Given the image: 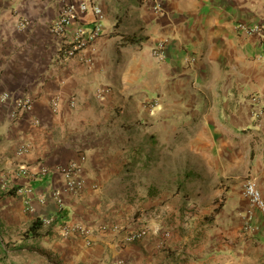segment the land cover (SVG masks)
<instances>
[{
	"label": "crops",
	"instance_id": "1",
	"mask_svg": "<svg viewBox=\"0 0 264 264\" xmlns=\"http://www.w3.org/2000/svg\"><path fill=\"white\" fill-rule=\"evenodd\" d=\"M155 1L0 0V95H12L0 101V264H264V218L243 194L254 179L264 197V0H158L159 11ZM81 2L87 11L63 40L92 28V4L101 33L62 56L52 27L65 4ZM26 98L31 107L12 114ZM194 127L209 129V172L224 184L213 217L135 215L122 192L130 175L156 142ZM71 163L83 188L54 197ZM247 221L259 229L243 232ZM66 224L91 232L65 236ZM143 226L146 235L125 240Z\"/></svg>",
	"mask_w": 264,
	"mask_h": 264
},
{
	"label": "rangeland",
	"instance_id": "2",
	"mask_svg": "<svg viewBox=\"0 0 264 264\" xmlns=\"http://www.w3.org/2000/svg\"><path fill=\"white\" fill-rule=\"evenodd\" d=\"M192 130L194 134L175 143L156 142L147 152L149 156L145 155L147 162L143 170L137 166V171L130 175L122 192L127 202L134 205L135 215L149 211L167 215L168 220H173V210L182 216L190 211L201 212L205 219L213 215L216 200H223L216 193L222 188L220 184H224L219 175V184L215 182L213 173L209 172V140H203L209 129Z\"/></svg>",
	"mask_w": 264,
	"mask_h": 264
},
{
	"label": "built area",
	"instance_id": "3",
	"mask_svg": "<svg viewBox=\"0 0 264 264\" xmlns=\"http://www.w3.org/2000/svg\"><path fill=\"white\" fill-rule=\"evenodd\" d=\"M147 1V0H145ZM88 8V2H81L79 4L75 3H68L65 4L59 13V17L54 23V26L52 27V32L56 34L59 39L61 38L60 44H59V53H62V56L66 57H72L77 52L83 50L90 42H92L95 38H97L102 30V20L104 19V13L102 12V9L97 4H92V12L94 15V24L92 28L88 31H85L82 29V27H79L76 29V31L73 34V37L70 40H66L63 38L66 36V29L73 23L74 19L76 18L77 11L80 12H86ZM154 8L156 11L161 10V5L158 0L155 1ZM29 24V21L26 19H23L19 21V26L21 28L26 27ZM239 28L244 31V33L248 35L261 33L262 29L260 26L256 25L253 27H247L244 24H240ZM154 55H161L158 48L153 49ZM105 88H99L97 90L98 96H104ZM11 94L8 92H3L0 95V101L3 102L5 100H8L11 98ZM52 107L56 111L58 109L60 100L53 99L52 100ZM75 104L74 97L70 100V105L73 106ZM17 107L18 111H13L12 114H16L17 112L29 109L31 107L30 100L29 99H18L17 100ZM29 148V144H22L19 148V153L23 154L27 149ZM84 159V157H83ZM82 159V160H83ZM81 169L82 166L80 163H71L67 167H64L61 171L66 177V181L64 182V185L59 188L55 189L53 191V196L57 197L62 192L68 193V194H76L81 191V189L84 186V180L81 176ZM243 194L246 197V199L249 201V204L251 207L259 209L260 213L262 214L264 218V197L262 196V193L260 189L258 188V185L254 179H248L244 184V190ZM53 218L51 217H45L42 219L43 224H50ZM263 234H264V225H263ZM259 228L253 226L251 221H247L244 225L243 232L248 231H257ZM62 233L65 236H69L71 234L81 232L82 234H89L91 232V229H88L87 227H80L77 224H66L63 227H61ZM148 232V228L146 226L136 228L132 231H130L126 236V241H134L137 239L142 238L144 235H146ZM166 236L169 235V232L167 231L165 233ZM125 260H115L110 262L109 264H124Z\"/></svg>",
	"mask_w": 264,
	"mask_h": 264
},
{
	"label": "trees",
	"instance_id": "4",
	"mask_svg": "<svg viewBox=\"0 0 264 264\" xmlns=\"http://www.w3.org/2000/svg\"><path fill=\"white\" fill-rule=\"evenodd\" d=\"M131 39H133L131 37ZM214 211H217V207L214 209ZM43 224L42 220H40L39 218H36L33 223L31 224L29 230L27 231V234H31L32 236L37 235V229Z\"/></svg>",
	"mask_w": 264,
	"mask_h": 264
}]
</instances>
